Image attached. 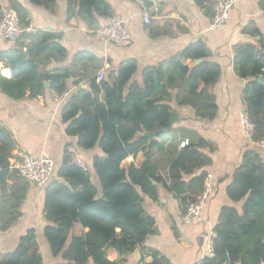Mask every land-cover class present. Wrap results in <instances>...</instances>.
I'll list each match as a JSON object with an SVG mask.
<instances>
[{
	"label": "trees",
	"instance_id": "1",
	"mask_svg": "<svg viewBox=\"0 0 264 264\" xmlns=\"http://www.w3.org/2000/svg\"><path fill=\"white\" fill-rule=\"evenodd\" d=\"M39 1L34 0L35 3ZM68 2L71 7L78 5L79 16L91 26L97 22V17L111 16L107 0ZM196 2L210 12L213 8L214 14L215 0ZM10 5L17 10L23 26L29 27L26 10L13 0ZM245 32L260 35L251 27ZM58 38L47 32L26 31L13 48L1 52L0 64L10 71V77L0 72L1 92L20 101L27 96L31 99L42 97L47 91L59 94L66 91L69 73L44 74L36 63L38 57L48 52H56L60 58L66 55ZM261 41L264 48V39ZM258 54L256 47L244 45L236 49L234 58L240 75L251 79L244 90V102L245 112L255 126V142L264 141V86L257 83L258 78L264 76V56L258 57ZM208 58L205 44H193L164 64L146 68L142 85L134 80L136 62H123L105 80L98 82L96 77L89 91L80 88L64 104L62 120L66 134L78 139L79 150L89 152L99 147L103 155L93 159L100 192L91 181L90 169L84 170L74 164L68 151L62 165L56 166L54 179L45 188V215L53 225L45 228L44 236L52 255L62 257L63 262L59 264H117L126 262L137 249L144 247L156 224L143 207L144 196L156 201L157 184L162 183L159 169L153 162V152L164 150L165 136L173 131L172 108L158 95L166 92L162 85L171 71L188 80L186 95L178 98V104L192 107L199 119H213L217 105L210 88L220 79L221 67L209 62ZM187 60H201L202 63L188 67L183 64ZM101 94L103 100H100ZM143 132L155 133L164 140L149 142ZM200 146L206 143L202 140ZM195 147L190 145L182 150L183 162L198 168L209 164L210 160ZM15 152V141L0 125L2 232L10 230L21 217V205L29 191V182L10 169ZM139 153H145L146 157L142 167H122L124 160ZM205 179V175H200L193 181L191 196L188 202L184 200L186 209L203 191ZM227 194L235 203L246 199L244 215L234 207L222 209L214 231L213 257L200 264H264V163L258 151L245 153ZM248 213H256L259 219H246ZM76 224L88 232L73 236L69 241ZM109 250L119 255V262L109 260ZM152 256V262L147 263L143 258L140 264H172L158 252H152ZM0 264H43L35 230H28L13 252L0 253Z\"/></svg>",
	"mask_w": 264,
	"mask_h": 264
},
{
	"label": "crops",
	"instance_id": "2",
	"mask_svg": "<svg viewBox=\"0 0 264 264\" xmlns=\"http://www.w3.org/2000/svg\"><path fill=\"white\" fill-rule=\"evenodd\" d=\"M10 4V0H0ZM27 12L28 32H47L58 36V43L65 49L62 58L56 52H48L36 59L44 74L67 72L70 78L67 90L71 96L79 89L89 91L92 81L99 71L105 72V79L118 70L123 62L135 61L137 72L134 80L143 84V72L148 67H157L180 55L186 48L202 42L209 51L208 61L221 67V77L210 88L216 99L217 111L213 119H199L190 106H180L178 98L186 95L187 78L168 71L162 85L166 92L158 97L172 108L179 121L172 125V133L165 136L163 151L153 152V162L159 169L161 184H157L158 199L155 201L144 196L143 207L156 221L154 232L148 236L140 257L133 254L126 262H119V255L108 251V258L117 264H140L142 259L153 261L152 252H158L172 264H200L212 258L209 244L216 226L219 224L224 207H234L244 215L245 200L235 203L227 188L232 184L234 174L243 163L249 150L258 151L264 163V148L246 140L240 128V116L245 111L244 90L251 81L242 77L234 65L236 49L252 45L264 56V0H239L231 10L226 24L219 30L210 29L213 15L208 8L200 6L196 0H107L111 7L110 17H97L94 25H89L79 16L77 4L69 6L68 0H13ZM150 22L144 21V14ZM121 16L126 21V29L131 45L119 48L106 43L102 31L113 16ZM249 27L255 28L260 35L246 33ZM29 44V40L26 41ZM15 45L0 42V53ZM197 61H183L192 67ZM250 69H248L249 73ZM0 72L10 77V71L0 64ZM100 82V81H98ZM103 100V94L100 96ZM64 106V105H63ZM63 106L58 107L51 91L44 96L31 99L28 96L14 101L0 90V125L7 129L15 141V157L19 152L34 156L45 155L55 160L57 167L62 165L65 152L77 148L89 166L91 181L99 192L101 185L93 169L95 156H102L99 147L86 152L77 147V138L66 134L62 120ZM163 141L154 133V139ZM204 141L206 146H200ZM196 145L195 150L210 160L204 167H193L183 162L182 150ZM11 160V161H12ZM10 161V162H11ZM146 162L145 153L130 156L123 161L122 167L140 168ZM176 165L174 166V163ZM200 175H205L214 189L205 206L203 222L187 226L182 222L186 211L184 200L191 196V185ZM21 217L13 227L0 230V253L13 252L20 238L34 229L43 257V264H59L61 256L54 257L44 236V230L53 223L45 215V188L29 182V191L21 205ZM246 219H259L256 213H248ZM88 232L80 224L69 235L81 236ZM68 241V242H69ZM111 251V253H109Z\"/></svg>",
	"mask_w": 264,
	"mask_h": 264
},
{
	"label": "built area",
	"instance_id": "3",
	"mask_svg": "<svg viewBox=\"0 0 264 264\" xmlns=\"http://www.w3.org/2000/svg\"><path fill=\"white\" fill-rule=\"evenodd\" d=\"M239 3V0H215L214 14L211 17L210 29L213 31L221 29L227 22L231 10ZM145 23L150 22V16L144 14ZM126 21L119 15L113 16L110 23L102 31L103 39L106 43L112 44L119 48H126L131 45V39L126 29ZM28 28L24 27L21 18L16 9L10 4L0 1V42L16 45L23 37ZM97 80H105V72L99 71ZM53 99L58 107L63 106L71 97V92L66 90L62 93L52 92ZM240 128L243 137L257 147L264 148V141L255 142L253 135L255 126L244 111L240 116ZM72 156V162L84 170H89V166L81 157L77 148H70L68 151ZM56 162L51 157L40 155L34 156L29 153L19 152L16 159L10 162L11 171H16L28 182L39 188H46L54 179ZM1 172V169H0ZM214 193V189L208 179L204 180V189L196 197V200L190 203L182 217V222L187 226H195L201 224L204 220L203 214L205 206L210 196ZM2 197V183L0 180V199ZM215 234L210 241V253L213 255V240Z\"/></svg>",
	"mask_w": 264,
	"mask_h": 264
},
{
	"label": "water",
	"instance_id": "4",
	"mask_svg": "<svg viewBox=\"0 0 264 264\" xmlns=\"http://www.w3.org/2000/svg\"><path fill=\"white\" fill-rule=\"evenodd\" d=\"M201 63H202V61L201 60H198L196 62V65H200ZM257 83L264 86V76H260L258 78V80H257ZM49 86H50L49 84H46V88H49ZM178 121H179L178 117L174 113H172L171 118H170L171 125H173L174 123H176ZM142 135L145 136L146 138H148L149 142H152L153 139H154V133H152V132H143ZM109 253H111V251ZM133 256L135 258H138V260H139V257H140V249H137L134 252Z\"/></svg>",
	"mask_w": 264,
	"mask_h": 264
}]
</instances>
